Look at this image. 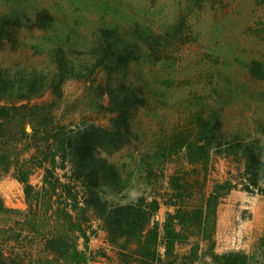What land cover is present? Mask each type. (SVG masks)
Returning a JSON list of instances; mask_svg holds the SVG:
<instances>
[{"label": "trees", "instance_id": "trees-1", "mask_svg": "<svg viewBox=\"0 0 264 264\" xmlns=\"http://www.w3.org/2000/svg\"><path fill=\"white\" fill-rule=\"evenodd\" d=\"M21 18L0 11V52L18 42L15 35L20 32ZM39 19L52 21L53 16L43 11ZM188 22L189 12L181 10L173 22L161 28L148 27L141 20L123 28L96 27L82 41H75L80 46L73 47L69 39L52 44L47 51L52 60L45 68L28 72L18 68L11 73L12 68L0 66V179L14 175L23 184L27 204L19 232L9 229L0 234V264L60 260L85 264L88 258L78 249L76 232L89 239L90 211L101 219L117 250L118 264L177 262H164L160 248L174 250L180 235L177 226L191 219L188 203L198 187L203 190L213 151L222 146L217 140L221 109L200 101L184 124L153 137L140 153L141 174L153 180L152 189L159 180L157 169L167 164L174 167L167 192L111 203L104 187L120 182L108 156L128 141L121 123L163 96L160 76L152 69H135L133 64L154 66L168 60L170 47L187 42ZM247 67L253 78L264 80V61L252 58ZM69 80L90 83L101 100H106L99 105L111 115L110 126L71 128L58 114ZM48 93L50 101L44 99ZM36 171H42L40 185L31 181ZM212 197L207 198L208 209ZM161 203L174 207L163 224L156 219ZM204 206L199 208L201 216ZM4 211L13 210L0 196V212ZM26 227H30L29 233H25ZM210 255L217 264H247L243 251L218 254L212 250Z\"/></svg>", "mask_w": 264, "mask_h": 264}, {"label": "rangeland", "instance_id": "rangeland-1", "mask_svg": "<svg viewBox=\"0 0 264 264\" xmlns=\"http://www.w3.org/2000/svg\"><path fill=\"white\" fill-rule=\"evenodd\" d=\"M190 1L0 0V11L22 17L20 32L15 35L18 42L0 52V66L12 68L11 73L18 68L26 72L42 69L51 62L47 51L57 42L69 39L73 47L80 46L75 41H82L87 31L102 26L123 28L135 20L161 28L173 22L181 10L189 12L187 42L170 47L168 60L154 66L133 64L135 69H152L160 76L163 96L121 123L128 141L108 156L120 182L106 185L104 194L111 203H127L142 194L167 192L174 167L158 168L159 180L152 189L153 180L141 174L140 153L153 137L184 124L200 101L215 104L222 114L217 132L222 146L213 151L203 190L198 187L188 203L191 219L177 226L180 235L174 250L166 251L163 245L161 256L164 262L177 259L175 264H217L210 255L212 250L218 254L243 251L247 264H264V80L253 78L247 67L252 58L264 61V0ZM43 11L53 16L52 21L39 19ZM89 84L69 80L64 86L58 114L71 128L112 123L111 115L99 105L106 100ZM44 99L50 101L52 96L48 93ZM41 172L32 175L33 184H41ZM226 188L229 190L223 191ZM211 195L213 205L208 209L206 201ZM0 196L13 210L0 212V234L9 229L19 232L27 208L23 184L12 174L4 176ZM170 212L174 207L161 203L156 219L163 224ZM89 218V239L76 232L78 249L88 258L85 264H118L117 250L101 219L92 211ZM26 229L29 233L30 227Z\"/></svg>", "mask_w": 264, "mask_h": 264}, {"label": "crops", "instance_id": "crops-1", "mask_svg": "<svg viewBox=\"0 0 264 264\" xmlns=\"http://www.w3.org/2000/svg\"><path fill=\"white\" fill-rule=\"evenodd\" d=\"M248 233V232H246ZM90 264H116L114 262H98V261H95V262H91Z\"/></svg>", "mask_w": 264, "mask_h": 264}, {"label": "water", "instance_id": "water-1", "mask_svg": "<svg viewBox=\"0 0 264 264\" xmlns=\"http://www.w3.org/2000/svg\"><path fill=\"white\" fill-rule=\"evenodd\" d=\"M228 190H229V189H228V188H226V189H225V190H223V191H225V192H226V191H228Z\"/></svg>", "mask_w": 264, "mask_h": 264}]
</instances>
